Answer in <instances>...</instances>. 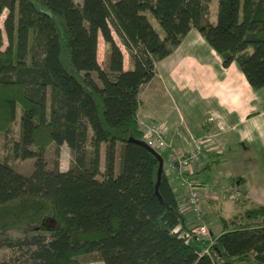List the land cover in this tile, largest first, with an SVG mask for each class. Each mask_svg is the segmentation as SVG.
<instances>
[{
    "label": "trees",
    "instance_id": "trees-1",
    "mask_svg": "<svg viewBox=\"0 0 264 264\" xmlns=\"http://www.w3.org/2000/svg\"><path fill=\"white\" fill-rule=\"evenodd\" d=\"M210 3L0 0V139L19 111L18 139L0 160V250L10 251L0 264H81L90 254L102 264H264L263 206L222 221L211 245L188 244L170 177L163 169L158 197L157 157L138 144L139 90L192 29L224 68L235 63L252 89L264 87V0H217L214 24ZM213 131L205 120L203 132ZM52 145L56 157L70 151L66 171L47 168ZM8 159L33 160L31 174Z\"/></svg>",
    "mask_w": 264,
    "mask_h": 264
},
{
    "label": "crops",
    "instance_id": "crops-1",
    "mask_svg": "<svg viewBox=\"0 0 264 264\" xmlns=\"http://www.w3.org/2000/svg\"><path fill=\"white\" fill-rule=\"evenodd\" d=\"M123 67H130L125 56ZM155 73L154 79L139 90L138 121L146 115L158 122L175 123L178 114L187 129L203 132L208 119L213 132L231 140L232 146L225 145L224 153L213 141L214 147L206 152L215 151L217 156L204 154L194 173L196 179H202L196 188L202 215L211 235L217 236L223 230L222 221L232 220L244 208L264 207V87L252 89L235 63L224 68L221 58L195 29L188 32L167 58L155 64ZM174 139L177 141L172 145L174 150L186 153L191 148L192 141L183 134H177ZM221 162L226 163L213 173L212 179L204 177V173L207 175ZM169 177L173 185L175 175ZM216 180L229 188L238 187L244 201L235 208L234 202L212 186ZM174 192L185 221L184 233H189L193 220L183 207L185 191L179 188ZM197 251L204 253L202 248Z\"/></svg>",
    "mask_w": 264,
    "mask_h": 264
},
{
    "label": "built area",
    "instance_id": "built-area-1",
    "mask_svg": "<svg viewBox=\"0 0 264 264\" xmlns=\"http://www.w3.org/2000/svg\"><path fill=\"white\" fill-rule=\"evenodd\" d=\"M142 126L143 142L157 152L167 153L164 158L162 157L163 169L169 176L175 175L173 188L185 191L183 207L188 209L193 220L190 232L186 235V242L192 244L193 242L207 241L211 245L213 240L202 215L201 198L196 190L200 182L195 179L194 173L198 170L205 152L214 147L213 139L208 136L203 139H194L191 148L186 153H182L174 150L166 140L168 131L166 126L150 120ZM212 186L221 196L231 200L236 206L243 200V195L236 186L229 188L218 180L213 181ZM205 252L206 250H204Z\"/></svg>",
    "mask_w": 264,
    "mask_h": 264
},
{
    "label": "rangeland",
    "instance_id": "rangeland-1",
    "mask_svg": "<svg viewBox=\"0 0 264 264\" xmlns=\"http://www.w3.org/2000/svg\"><path fill=\"white\" fill-rule=\"evenodd\" d=\"M76 4L80 5L82 0H73ZM216 9H217V0H211L210 3V15H209V20L212 24L215 23L216 20ZM5 13L1 16L0 18V27H2V22L4 19ZM150 21L152 23V25L154 26V28L158 31V33L162 36L163 33L161 31V29L159 28L158 24L155 22V20L153 19V17L148 14ZM113 38L115 40V42L121 47L118 38L116 37V35L113 33ZM123 49V53L125 56V60L126 63L129 64V59H128V55L125 52L124 48ZM98 63L100 65V68L103 70H107L108 69V46L104 44V42L102 41L101 38H99V42H98ZM93 78L97 81L96 75H93ZM97 83L99 84V82L97 81ZM144 112V111H143ZM171 113V112H170ZM142 114V113H141ZM174 117V115H173ZM173 119V118H172ZM152 121L158 124H163L164 126L167 127L168 131H167V138L166 140L168 141L169 145H175V139L174 137H177V134H183L184 137L187 138V140H194V139H203L205 136H211V138L213 139V141L216 143V147L221 150L224 153L225 150V145H231V140L227 141V139L220 137L216 132H211L210 134H204L203 132H194L193 130L187 129L184 122L181 120V118L179 117V115L177 114L176 118H175V123H170L167 121H162V122H158L157 120H153L150 117H147L146 115H143L139 117V123L141 125V128L143 129L144 124H146L148 121ZM178 123V124H177ZM18 126H19V111H17L16 114V122L12 127L11 133L9 134V136H7L6 138L1 137L0 139V160L2 162H4L7 158V148H9L10 145V141L11 140H17L18 139ZM232 146V145H231ZM173 147V146H172ZM226 148L230 149L231 147H227ZM158 153L164 158L165 157V153L164 152H159ZM209 155V154H215V151H211V152H205V155ZM215 156H217L215 154ZM45 160H46V164H47V168L49 170H52L54 168V163L57 161L58 163V167L60 171H66L67 169H69L70 164H71V153L68 150V148L66 147V145L61 146L60 150H59V156L56 157L55 155V151H54V146H49L45 152ZM8 164L18 173L25 175V176H29L32 172L33 169V160H25V161H20V160H13V159H8L7 160ZM226 162H221V165H218L216 167L213 168L212 171L214 172H209L207 175L204 173V177H208L209 179H212L214 177L213 173H216L219 171L220 168H222V165H225ZM226 167V166H225ZM104 168V150L102 149L101 151V163H100V170L103 171ZM118 169V160H116V170ZM203 178V177H202ZM196 179V177H195ZM198 182H200L202 179L197 178ZM234 207L236 208V205L233 203ZM10 254V251L8 250H0V262L3 258H5L6 256H8ZM80 262L81 264H102L99 259L97 258V256L95 254H90V255H85L83 257L80 258Z\"/></svg>",
    "mask_w": 264,
    "mask_h": 264
},
{
    "label": "water",
    "instance_id": "water-1",
    "mask_svg": "<svg viewBox=\"0 0 264 264\" xmlns=\"http://www.w3.org/2000/svg\"><path fill=\"white\" fill-rule=\"evenodd\" d=\"M129 141L132 142V139H129ZM138 144L140 146L144 147L145 149H147V151L153 153L157 157L159 166H158V172H157V183H156V186H155V194L158 196L157 189H158V184H159V181H160V175L163 172V158H162V156L159 153H157V151H155V150L151 149L150 147H148L144 142H139Z\"/></svg>",
    "mask_w": 264,
    "mask_h": 264
}]
</instances>
